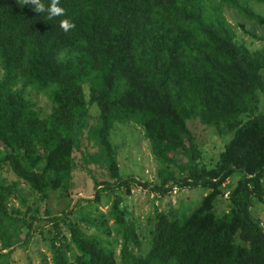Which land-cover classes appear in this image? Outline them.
<instances>
[{
	"label": "trees",
	"instance_id": "16d2710c",
	"mask_svg": "<svg viewBox=\"0 0 264 264\" xmlns=\"http://www.w3.org/2000/svg\"><path fill=\"white\" fill-rule=\"evenodd\" d=\"M247 1L59 0L64 14L50 20L21 0H0V174L6 168L16 179L7 184L0 177V264H16L13 246L42 235V220L51 225L41 237L49 264H264V227L252 210L264 202V52L237 43L220 9L264 25ZM41 2L47 8L51 0ZM64 19L75 27L62 30ZM28 89L46 97L48 113L39 115ZM90 108L97 111L94 126H87ZM194 117L228 135L208 166L198 162L186 125ZM114 123L135 124L148 142L156 182L143 186L157 194L173 186L206 189L192 208L154 210L144 229L124 221L115 197L109 211L121 237L118 259L102 237L109 233L102 220L89 212L65 219L99 192H128L136 181L117 170ZM84 128L115 180L100 183L95 201L78 197L70 210V198L50 215V195L69 196L70 154ZM178 150L189 154L183 165L176 164ZM19 182L29 193L20 217L5 205L11 191L22 189ZM224 193L217 211L214 200ZM130 243L144 251L134 255Z\"/></svg>",
	"mask_w": 264,
	"mask_h": 264
},
{
	"label": "rangeland",
	"instance_id": "374dc122",
	"mask_svg": "<svg viewBox=\"0 0 264 264\" xmlns=\"http://www.w3.org/2000/svg\"><path fill=\"white\" fill-rule=\"evenodd\" d=\"M247 1V0H246ZM248 5L257 13L264 15V4L254 1H247ZM221 14L225 22L235 33V41L245 46L249 51L262 50L264 52V25H257L240 17L233 9L221 5ZM264 73V72H263ZM35 104V108L39 115L49 112L51 103L43 94L35 93L28 89L27 94ZM259 105H264V98L259 96ZM97 111L93 108L89 110L87 121L88 125H97ZM95 115V116H94ZM186 125L194 136V140L200 151L198 162L205 165H211L221 149L222 144L228 139V135L218 133L214 128L201 124L196 117L186 121ZM83 129L78 144L72 148L70 156L72 157V166L70 171V188L69 196L63 200L57 199L54 195H50L47 200L49 214L59 215L60 210L65 208V204L71 203L68 209L73 208L75 199L78 197L91 199L95 201V191L101 186L102 182H113L114 177L110 176L105 162L104 153H99L98 147L94 143L93 135ZM109 139L114 147V155L116 159L117 170L123 176H130L136 181L129 183L128 192L124 187H112L111 190L99 192L97 200L92 205L82 203L80 207L72 209L71 214L66 216V220H76L79 212H89V217L100 219L109 229V233H102V237L107 240V246L112 248L115 257L118 259L121 248V237L116 231L113 223V217L110 214V203L115 197H119L118 209L123 211L122 217L126 223L134 224V227L141 229L144 227L146 217H151L154 210L162 212H172L179 207H194L201 196L205 194L206 189L201 186H173L169 191L163 194H157L152 191L149 186H143V182H156V163L150 152L147 140L143 137L141 129L132 123H114L112 126ZM189 154L182 153L180 150L175 152V161L177 165H183L187 162ZM0 177L7 184L16 181L15 176L7 171L6 168L1 170ZM235 178H229L225 183L233 182ZM98 184V185H96ZM20 191H11L5 200L7 210L12 211L16 216L27 215L25 211L26 205L22 201V197H27L29 193L19 182ZM227 193L217 196L214 200V207L217 211L224 209V200ZM43 208V207H42ZM253 213L260 219L261 225L264 227V202L258 203L252 207ZM41 211V209H40ZM42 235L38 232L34 233L33 238L27 243L26 247L18 245L13 246L11 257L16 264H49V253L41 238L45 235V229L50 228L49 221L42 220ZM63 222H59V226L64 233L66 228ZM81 228L87 233L93 232L91 227H86L82 222L79 223ZM136 229V230H137ZM144 229V228H143ZM138 232V230L136 231ZM144 234L141 230L139 233ZM141 238V237H140ZM129 251L134 255H138L144 251V245L140 244L139 250L128 244ZM4 251V250H3Z\"/></svg>",
	"mask_w": 264,
	"mask_h": 264
},
{
	"label": "clouds",
	"instance_id": "9594fccd",
	"mask_svg": "<svg viewBox=\"0 0 264 264\" xmlns=\"http://www.w3.org/2000/svg\"><path fill=\"white\" fill-rule=\"evenodd\" d=\"M25 5H31L36 13H47L48 19H53L64 14V9L59 6V0H51L50 5L46 8L41 0H21ZM60 28L65 32H68L75 27L68 19L60 21Z\"/></svg>",
	"mask_w": 264,
	"mask_h": 264
}]
</instances>
